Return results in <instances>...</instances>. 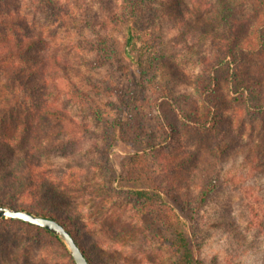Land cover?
I'll return each mask as SVG.
<instances>
[{"label":"rangeland","instance_id":"rangeland-1","mask_svg":"<svg viewBox=\"0 0 264 264\" xmlns=\"http://www.w3.org/2000/svg\"><path fill=\"white\" fill-rule=\"evenodd\" d=\"M15 3L0 6V17L19 13L22 19L19 25L0 24V133L43 162L66 200L67 212L60 215L72 220L69 227L92 264H176L168 233L158 230L147 208L119 185L127 158L140 150L135 135L157 143L146 156L153 183L165 188L178 171L168 169V157L189 153L201 162L182 171V191L196 197L207 176L215 186L191 223L183 221L195 257L206 264H264V165H251L240 149L264 144V116L247 93L242 98L234 93L232 76L243 78L238 63L213 57L217 0H153L148 5L153 12L142 21L131 53L146 50L140 58L142 69L149 66L145 76L121 54V0ZM36 32L37 46L27 45ZM153 35L161 37L156 52L145 44ZM101 42L117 51L120 63L102 64ZM55 56L65 76L50 64ZM239 58L260 61L253 54ZM204 76L214 81L224 119L218 130L210 123L197 125L201 129L194 137L183 131L178 110L183 97H193L204 113L195 90ZM140 79L143 88L136 86ZM45 105L63 109L67 120L44 114ZM119 120L131 123L124 125L125 135L115 123ZM232 138L236 142L225 151L214 149ZM25 200L20 196L16 202ZM53 263L70 264L56 240L27 225L0 221V264Z\"/></svg>","mask_w":264,"mask_h":264},{"label":"trees","instance_id":"trees-1","mask_svg":"<svg viewBox=\"0 0 264 264\" xmlns=\"http://www.w3.org/2000/svg\"><path fill=\"white\" fill-rule=\"evenodd\" d=\"M39 1L42 2V0ZM152 1L121 0V12L125 26L121 54L136 66L137 73L140 76H145L149 72V66L142 69L140 62V58L146 50L143 51L140 48L142 51L139 53L132 56L131 53L136 52V40L139 36L142 21L149 18L150 13L153 12V9L148 6ZM238 1L240 0H217L216 7L212 8L214 13L212 22L216 25V29L212 30L213 34L211 35V39L215 42L212 47L214 49L213 57L219 58V63H223L226 58H229L232 63H238L243 78H240L239 75L232 76L231 83L234 84V93H237L241 98L244 92L247 93L251 103L258 108L257 113L264 116V105H261V101L264 102V0ZM245 2L248 5L245 6ZM6 5L16 7L17 4L15 0H0V6L6 7ZM18 14L15 13L10 17L11 20L8 19L9 14L2 15L0 24H21L22 19ZM36 33L37 38H32L27 45L37 46L36 43L40 41V36L39 32ZM30 36L27 39L31 38ZM160 39L159 35H153L145 44L156 52L162 44ZM98 50L103 65H109L112 60H118L120 63L121 56L104 42L98 45ZM245 53L257 56L260 61L248 63L241 60L239 56L242 57ZM162 57L163 55H158V58ZM153 59L157 60L156 57ZM50 64L60 70L62 76H65L66 68L59 62L57 56L50 58ZM48 68L43 69L47 77L50 76L46 72ZM43 81L46 82L45 77H43ZM141 81L140 79L136 84L139 88L144 87ZM213 82L211 77L204 76L195 85L200 102L203 104L204 113L197 107V101L193 97L182 98L184 105L178 110V115L184 120L182 122L183 128H185L183 131L191 133L194 137L201 129L197 125L200 124L204 127L205 123H208V125L210 123L211 129L218 130V126L223 122L222 119L224 118L220 112L221 98L214 90ZM44 109V114L67 120V113L63 109L53 107V105H45ZM115 123L118 124L119 131L123 135H125L124 125L132 127L129 121L119 120ZM113 124L114 122L111 126ZM167 127L172 129L170 123H167ZM235 142L236 140L233 138L227 139L214 146V149L221 153ZM133 143L139 144L140 150L127 158V165H124V170L122 169L123 172L119 176V185L123 186L128 198L147 208L150 218L152 222L156 223L158 230L168 233L167 242L174 253L176 264H206L195 257L194 245L184 231L183 222L191 223L196 212L200 206L205 204L206 198L215 187L213 183H210V177L207 176L209 181L206 180L201 186L196 197H193L187 191H182V188L186 187L182 171L194 165L195 162L200 163L201 158L193 157L189 153H182L181 157H177L175 154L173 159L172 156H169V159H167L170 165L168 169L178 171L173 178H169L168 182L166 181L164 188L159 183H153L148 176L149 164L146 156L149 155L151 149L156 148L157 143H154L151 138L144 141L139 135L134 136ZM240 149L245 150L251 165H264V144L241 146ZM0 164L5 168L0 171V182L2 184L0 186V205L57 221L72 236L84 254L87 263L92 264L86 250L80 245L78 237L69 227L72 220H63L66 218L63 215L65 216V212H67L63 209L66 208V200L59 195L58 190L53 186L50 173H46L43 162L38 157L33 156L26 147L17 148L15 145L13 146L10 140L0 133ZM116 178L112 176V180ZM123 182L124 185H121ZM20 196L26 198L24 203L16 202L18 197L20 199ZM14 206L17 208H14ZM61 212L63 215H60ZM5 220L27 225L42 232L46 237L56 240L70 264H74L63 243L52 233L19 220L0 218V221Z\"/></svg>","mask_w":264,"mask_h":264},{"label":"water","instance_id":"water-1","mask_svg":"<svg viewBox=\"0 0 264 264\" xmlns=\"http://www.w3.org/2000/svg\"><path fill=\"white\" fill-rule=\"evenodd\" d=\"M0 218L19 220L52 233L63 243L74 264H88L84 254L82 253L81 249L78 247L72 236L57 221L53 219L43 218L26 211L7 208L1 205Z\"/></svg>","mask_w":264,"mask_h":264}]
</instances>
